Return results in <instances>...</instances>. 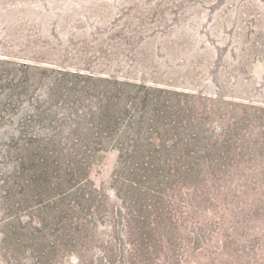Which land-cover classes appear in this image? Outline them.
<instances>
[{
	"label": "rangeland",
	"instance_id": "374dc122",
	"mask_svg": "<svg viewBox=\"0 0 264 264\" xmlns=\"http://www.w3.org/2000/svg\"><path fill=\"white\" fill-rule=\"evenodd\" d=\"M58 68L193 97L183 107L198 136L182 139L197 145L198 177L133 209L118 150L92 166L104 203L125 197L132 245L120 211L105 228L117 205L72 242L77 213L36 208L35 183L7 178L15 140L63 125L36 116ZM25 195L28 209H7ZM0 264H264V0H0Z\"/></svg>",
	"mask_w": 264,
	"mask_h": 264
},
{
	"label": "trees",
	"instance_id": "16d2710c",
	"mask_svg": "<svg viewBox=\"0 0 264 264\" xmlns=\"http://www.w3.org/2000/svg\"><path fill=\"white\" fill-rule=\"evenodd\" d=\"M35 67L42 73L48 71ZM52 71L55 74L52 87L41 97L37 121L63 125L41 134H23L20 140H15L21 142V163L7 172V178L20 190L25 188L18 182L26 176L25 183H35L36 208L59 209L63 216L66 209L77 213L73 233L67 235L72 242L81 239L78 231L90 229L93 222L89 217L93 218V212L98 222L104 208L110 203L113 207L117 205L114 219L105 228L116 226L120 211L126 223L124 236L132 245L127 239L131 225L126 219L129 208L124 205L125 197L116 193L120 204L110 196L104 203L102 188L91 179L92 166L101 152L118 150L120 162L115 176L131 188L133 209L139 208L141 202L140 209L153 207L150 195L159 199L170 189L172 180L198 177L201 166L195 156L197 145L187 137L182 139L190 131L192 139L198 136L186 119L189 109L183 107L186 99L193 97L146 81L106 77L79 69ZM14 190L17 189L13 186ZM30 204V195H25L8 204L7 209H28ZM139 217L147 216L139 214ZM141 229L143 235H148L145 226H139ZM74 258L76 262L81 260L78 255Z\"/></svg>",
	"mask_w": 264,
	"mask_h": 264
}]
</instances>
